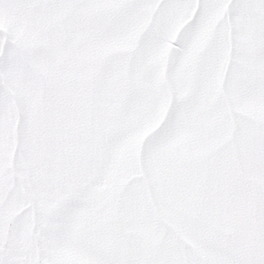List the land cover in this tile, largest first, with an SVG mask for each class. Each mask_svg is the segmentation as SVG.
Segmentation results:
<instances>
[{
    "label": "snow or ice",
    "instance_id": "snow-or-ice-1",
    "mask_svg": "<svg viewBox=\"0 0 264 264\" xmlns=\"http://www.w3.org/2000/svg\"><path fill=\"white\" fill-rule=\"evenodd\" d=\"M0 264H264V0H0Z\"/></svg>",
    "mask_w": 264,
    "mask_h": 264
}]
</instances>
